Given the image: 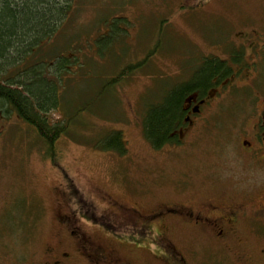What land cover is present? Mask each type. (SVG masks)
I'll return each instance as SVG.
<instances>
[{
    "label": "rangeland",
    "instance_id": "obj_1",
    "mask_svg": "<svg viewBox=\"0 0 264 264\" xmlns=\"http://www.w3.org/2000/svg\"><path fill=\"white\" fill-rule=\"evenodd\" d=\"M194 1L78 0L71 20L42 47L49 57L64 50L67 44H75L84 63L75 79L66 82L62 108L48 113L52 121L58 119V111L68 113L73 106L90 102L85 103L88 107L56 141L55 160L28 124L12 112L0 115V223L5 222L7 210L3 209L8 207L14 208L15 213L18 207L22 208L28 218L32 216L30 220L35 219L33 231L27 232L28 223L24 226V251L19 261L35 263L43 256L44 247L52 242L56 230L54 216L60 214L54 211V186L66 188L65 182L72 183L76 198L70 209L76 211L85 202L102 205L96 199L97 190L117 196L138 191L132 196L144 203V191L150 190L153 202L157 203L175 197L176 193L170 191L185 181L192 187L201 186L209 178H203V173L210 176V172H216L227 185L251 177L233 144L221 145V134H213L214 140H210L211 130H202V126H198L199 134L205 132L209 139L196 137L195 146L194 140L188 151L150 154L145 143L141 114L147 105L160 99L166 83L177 81V67L184 64L178 57H191L195 47L207 51L211 44L219 42L222 34L218 29L224 23L221 17L212 22V11L232 17L234 24L247 13L242 27L260 26V46L264 41V0H247L242 13L231 12L219 0H211L204 11ZM107 28L115 31L118 38L109 45L100 39V33H108ZM72 35L75 40L71 41ZM146 51L151 60L145 67L144 64L118 85L102 88L109 77L125 64L142 59ZM101 88V95L94 99ZM225 102L221 99L217 106H224ZM219 115L216 126L223 130L225 114ZM114 130L121 132L125 141L123 156L91 145L92 140ZM121 174L126 178L121 180ZM75 217L94 237H112L83 220L79 213ZM185 241L200 250L209 247L204 238L194 236ZM30 250L39 255L31 256ZM13 258L15 255L6 260L0 251V264H9Z\"/></svg>",
    "mask_w": 264,
    "mask_h": 264
},
{
    "label": "flooded vegetation",
    "instance_id": "obj_2",
    "mask_svg": "<svg viewBox=\"0 0 264 264\" xmlns=\"http://www.w3.org/2000/svg\"><path fill=\"white\" fill-rule=\"evenodd\" d=\"M210 1L193 3L205 11ZM219 1L240 13L247 3ZM245 15L234 24L232 17L211 12L212 22L223 19L218 29L222 36L207 51L195 47L191 57H178L184 64L177 67V85L192 81L206 63L216 64L218 70L206 86L196 80L195 87L183 95L180 117L168 133L169 140L156 144L143 136L150 154H155L188 151L196 137L209 134L214 140L213 134H221V145L233 144L251 177L227 185L216 172L203 173V178H209L201 186L192 187L185 181L170 191L175 197L157 203L150 190L144 191L145 203L132 196L138 191L117 196L97 190L96 199L102 205L85 202L76 211L70 209L72 183L65 182L63 189L54 186V211L60 213L54 216L56 230L43 256L30 264H264V41L260 46V26L242 27ZM258 19L260 23V15ZM221 99L225 105L217 106ZM219 114H225L223 130L216 126ZM198 126L211 131L201 135ZM4 211L0 251L6 260L15 255L9 264H24L19 259L24 251L25 220L31 232L35 219L30 220L32 216L28 218L19 207L16 213L10 207ZM78 213L112 237H94L78 223ZM194 236L206 239L209 247L189 246L185 238ZM29 253L39 255L34 250Z\"/></svg>",
    "mask_w": 264,
    "mask_h": 264
},
{
    "label": "trees",
    "instance_id": "obj_3",
    "mask_svg": "<svg viewBox=\"0 0 264 264\" xmlns=\"http://www.w3.org/2000/svg\"><path fill=\"white\" fill-rule=\"evenodd\" d=\"M77 3L78 0H0V115L12 112L28 124L53 160L56 141L66 133L70 124L75 123L79 113L87 106L85 103L90 100L77 108L73 106L70 112L67 110L68 113L58 111V119L52 121L48 113L62 108L66 82L75 79L84 63L75 44H67V48L49 57L42 52V47L71 20ZM107 29L106 35L100 33L99 36L109 45L118 38L115 31ZM72 37L71 41L75 35ZM148 52L142 59L125 64L109 77L102 88L118 85L137 73L136 70L140 71L139 68L144 64L145 67L151 60ZM218 67L206 63L192 81L177 85V79L176 82L166 83L160 99L147 105L141 114L144 136L156 144L169 140L168 133L180 117L179 105L183 95L195 87L196 80L202 87L206 86ZM102 88L97 89L94 99L99 98ZM91 145L120 156L126 153L122 134L115 130L92 140ZM121 176V180L126 178ZM72 192L76 198L73 187Z\"/></svg>",
    "mask_w": 264,
    "mask_h": 264
}]
</instances>
